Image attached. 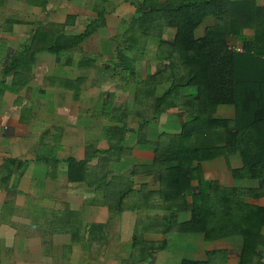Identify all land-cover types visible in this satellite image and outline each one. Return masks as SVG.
Wrapping results in <instances>:
<instances>
[{
    "label": "crops",
    "instance_id": "obj_1",
    "mask_svg": "<svg viewBox=\"0 0 264 264\" xmlns=\"http://www.w3.org/2000/svg\"><path fill=\"white\" fill-rule=\"evenodd\" d=\"M142 4L0 0V264H240V235L164 232L171 213L151 195L161 189L159 173L146 169L159 137L179 134L187 114L170 109L142 128L154 104H146L151 97L136 102L135 84L147 85L166 63L157 57V38L146 41L144 55L128 51ZM214 24L207 18L197 38ZM175 31L166 29L163 39L173 42ZM245 34L253 38L255 30ZM230 47L244 52L236 39ZM123 56L135 63V84L122 81ZM21 57L25 67L15 76L11 64ZM169 86L159 84L155 97ZM235 115L222 105L215 117ZM241 167L239 155L202 163L204 178L222 188H259L257 180L233 177ZM124 182L141 195L115 213ZM247 203L264 207V198ZM190 218L179 213L177 222Z\"/></svg>",
    "mask_w": 264,
    "mask_h": 264
},
{
    "label": "trees",
    "instance_id": "obj_2",
    "mask_svg": "<svg viewBox=\"0 0 264 264\" xmlns=\"http://www.w3.org/2000/svg\"><path fill=\"white\" fill-rule=\"evenodd\" d=\"M207 18L215 24L197 38L196 31ZM171 28L176 29L175 37L168 43L163 35ZM249 29L255 30L253 38L245 34ZM132 31L137 34L131 36L129 52L144 55L146 41L157 38V57L166 62L147 85L135 84L133 60L123 56L117 65L125 72L122 81L135 84L136 102L152 98L146 104H154V112L143 118L142 128L170 109L187 114L179 134L159 137L155 163L146 169L159 173L161 189L151 195L163 203L161 210L171 213L162 221L164 232H203L207 240L240 235L244 239L240 264H262L264 207L248 204L247 199L264 198V0H143ZM232 39L243 45V53L230 47ZM22 58L12 61L15 76L25 67ZM161 83L170 86L155 97ZM222 105L235 108V119L215 117ZM232 155L242 159V167L232 170L233 177L257 180L259 188L225 189L204 178L202 163ZM72 173L71 179L77 180ZM193 180H199L198 188ZM121 187L112 207L115 213L124 211L123 200L141 195L126 183ZM183 212H191V218L179 224L177 215Z\"/></svg>",
    "mask_w": 264,
    "mask_h": 264
},
{
    "label": "built area",
    "instance_id": "obj_3",
    "mask_svg": "<svg viewBox=\"0 0 264 264\" xmlns=\"http://www.w3.org/2000/svg\"><path fill=\"white\" fill-rule=\"evenodd\" d=\"M239 51H240V52H242V51H243V49H239Z\"/></svg>",
    "mask_w": 264,
    "mask_h": 264
},
{
    "label": "rangeland",
    "instance_id": "obj_4",
    "mask_svg": "<svg viewBox=\"0 0 264 264\" xmlns=\"http://www.w3.org/2000/svg\"><path fill=\"white\" fill-rule=\"evenodd\" d=\"M260 5H261V4H260ZM211 21H213V20L211 19ZM211 21H210V22H211ZM207 23H209V22H207Z\"/></svg>",
    "mask_w": 264,
    "mask_h": 264
}]
</instances>
